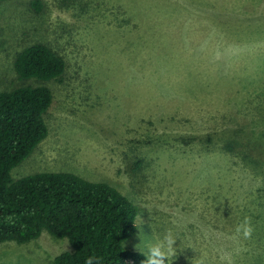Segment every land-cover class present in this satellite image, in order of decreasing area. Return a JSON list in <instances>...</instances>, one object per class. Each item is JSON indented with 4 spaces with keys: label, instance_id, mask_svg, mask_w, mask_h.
<instances>
[{
    "label": "rangeland",
    "instance_id": "rangeland-1",
    "mask_svg": "<svg viewBox=\"0 0 264 264\" xmlns=\"http://www.w3.org/2000/svg\"><path fill=\"white\" fill-rule=\"evenodd\" d=\"M34 1L0 0V92L53 93L49 134L12 178L68 171L111 183L140 206L126 247L143 252L171 230L172 264H225L222 253L264 264V173L241 150L264 139V0ZM33 43L63 56L60 78L17 73ZM245 218L250 239L236 232ZM67 250L43 231L0 243V264H53Z\"/></svg>",
    "mask_w": 264,
    "mask_h": 264
},
{
    "label": "trees",
    "instance_id": "trees-1",
    "mask_svg": "<svg viewBox=\"0 0 264 264\" xmlns=\"http://www.w3.org/2000/svg\"><path fill=\"white\" fill-rule=\"evenodd\" d=\"M33 4L41 7L39 0ZM14 66L21 77L49 80L63 75L66 61L47 44L33 43L19 52ZM52 103L48 86L23 85L0 92V243L23 244L48 231L67 238L72 247L53 264H85L89 256L100 264H142L143 252L125 245L138 229L140 206L111 183L68 171L12 178V169L48 136L45 116ZM228 144L233 149L239 142ZM241 150L245 160L264 173V139H251ZM127 165L133 178L142 161Z\"/></svg>",
    "mask_w": 264,
    "mask_h": 264
},
{
    "label": "clouds",
    "instance_id": "clouds-1",
    "mask_svg": "<svg viewBox=\"0 0 264 264\" xmlns=\"http://www.w3.org/2000/svg\"><path fill=\"white\" fill-rule=\"evenodd\" d=\"M236 232L239 236H242L243 239H250L253 232L250 220L245 218L241 224L237 226ZM176 240L177 237L173 231H166L160 239L150 244L147 249L143 251L145 259L142 261V264H172V261L177 256V248L175 246ZM221 260L224 261L225 264H232L231 256L228 253H222ZM85 264H100V261L94 256H89ZM198 264H206V259L200 258Z\"/></svg>",
    "mask_w": 264,
    "mask_h": 264
}]
</instances>
